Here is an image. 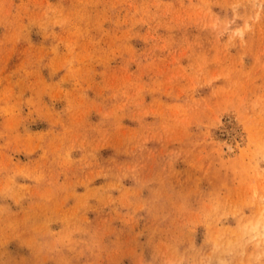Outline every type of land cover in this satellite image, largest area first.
Masks as SVG:
<instances>
[{
  "label": "rangeland",
  "instance_id": "1",
  "mask_svg": "<svg viewBox=\"0 0 264 264\" xmlns=\"http://www.w3.org/2000/svg\"><path fill=\"white\" fill-rule=\"evenodd\" d=\"M263 199L264 0H0V264H264Z\"/></svg>",
  "mask_w": 264,
  "mask_h": 264
},
{
  "label": "bare ground",
  "instance_id": "2",
  "mask_svg": "<svg viewBox=\"0 0 264 264\" xmlns=\"http://www.w3.org/2000/svg\"><path fill=\"white\" fill-rule=\"evenodd\" d=\"M263 197V196H262ZM264 200V199H263ZM260 201V200H259ZM261 202V201H260ZM259 202V203H260ZM262 206V205H261ZM260 206V207H261ZM264 208V207H263ZM262 208V209H263ZM260 209V208H259ZM261 209V210H262ZM260 211V210H259ZM259 213V212H258ZM262 213V212H261ZM259 218V217H258ZM258 218H256V220L258 219ZM264 218V217H263ZM260 219V218H259ZM257 220V221H255L254 223V225L253 226H250V223H249V227H245V228H243V229H245V231L243 232V231H241V232H243V233H245V234H248V236H249V240H253V239H255V241H256V245H260L261 243H264V222H261V220ZM252 221V220H251ZM263 221V220H262ZM246 224H248V222L246 223ZM245 224V225H246ZM242 225V224H241ZM242 233V234H243ZM242 234H240V235H242ZM239 235V234H238ZM243 236V235H242ZM236 237V236H235ZM247 237V236H246ZM238 238V237H237ZM239 239V238H238ZM241 239V238H240ZM248 240V241H249ZM242 241V240H241ZM229 242V241H228ZM233 242H236V241H233ZM232 242V243H233ZM220 264V263H219Z\"/></svg>",
  "mask_w": 264,
  "mask_h": 264
}]
</instances>
